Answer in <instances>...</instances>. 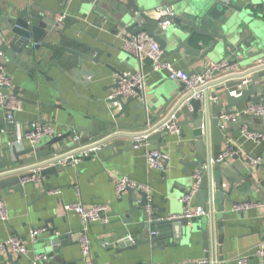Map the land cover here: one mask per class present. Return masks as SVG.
Wrapping results in <instances>:
<instances>
[{
  "label": "water",
  "instance_id": "95a60500",
  "mask_svg": "<svg viewBox=\"0 0 264 264\" xmlns=\"http://www.w3.org/2000/svg\"><path fill=\"white\" fill-rule=\"evenodd\" d=\"M45 1L26 0L21 8L8 9L0 17L2 22L0 53L5 59L3 67L7 68L11 64L26 74L33 72V79L36 82L38 74L47 80L53 79L47 75L46 65H54L74 83H80L82 86H88V88L91 86V79L103 71L102 69L93 70L89 68L88 63L101 64L114 72L116 76L119 75L120 70L102 59L103 55L106 58L110 57V52H104L102 46L104 44L113 46L114 43L106 41L91 31V28L102 30L104 26H107L108 31L113 33L121 29L125 33L124 36L144 31L157 41L159 49L167 56L189 53L201 61H205L207 58H216L215 61L225 59L229 66L237 68L234 74L212 83V85L219 84L213 90L208 92L205 88L203 92L205 94L204 104L209 106V112L212 115L210 120H206V114L202 111L201 99L190 97L191 93L182 96L185 91L182 82H179L175 87L168 83H162L157 89L151 91V98L147 99L146 92H144L133 105L130 103L137 97L121 94L111 96V92L108 93L105 97L106 109L104 112L117 119V122L112 125L115 126V130L96 139L95 137L99 135L84 136L79 141L80 144H90L94 141L92 146L95 148L89 153V157L107 149L111 150L113 155L131 149L134 145L142 143L143 140L139 142L133 140L134 136L142 134H148L147 140L151 144H156L159 148L164 147L166 145L165 139L163 138L162 142H159L158 139L169 131L165 127L157 129L155 124L179 97H181L179 102L181 103L189 96V99L181 104L176 117L177 119L183 117L182 120L177 121V124L180 127L187 125L191 134L188 152L182 153L181 157L184 158L191 154L189 156L191 158L181 159L179 162L182 165L181 172L184 176L181 178L173 176L168 179V183L172 181L174 183L165 193L164 202L170 205L177 200L174 189L180 193V197L189 195L193 183L190 168L194 167L192 174L200 171L201 179L194 192V204L204 207L207 201L211 200L213 206L215 204V213L213 212L211 217L203 216L202 227L197 226L195 229L201 231L204 248L208 247L210 235L213 234L214 236L216 230L218 252L221 254V244L224 238L221 219L225 213V200L232 205L237 203V201L229 198L231 192L244 194L246 202H249L250 198L248 192H241L233 184H228L225 187L224 180L228 181L229 177L224 168L226 165L231 169L233 167L229 165L228 159L222 162L216 161L224 139V132L219 125V116L223 112H236L237 105L242 102L264 104V66H253L264 47V0H77L78 8L76 11L79 14L67 23L59 22L53 18L52 16L57 12H54L48 4H43ZM69 2L71 0H63L62 7L65 8ZM81 6L83 9L79 10ZM158 7L168 8L170 12L154 18L148 15V12L156 10ZM57 14L62 15L63 12ZM90 17L91 19H89ZM163 20H168L169 24L160 30L158 23ZM81 34L88 35L90 39H95L98 45L79 37ZM65 41L75 44L79 49L69 48L65 45ZM43 49L48 50L49 53L47 54ZM57 49L73 54L75 59H67L65 66L62 67L57 58L49 59V56L56 53ZM118 61H120L118 58L113 60L116 64ZM145 61L148 64L151 63L150 60ZM182 61L187 64L186 58H183ZM191 73L194 72H188V74ZM217 73V71L214 72V74ZM117 86L116 78L109 88H112V91ZM72 88H75V85H72ZM232 89H236L240 94L238 96L230 95ZM12 90L22 102L68 110L65 107V100L60 96V88L57 89L59 96L56 100L57 102L61 101V103L53 102L50 104L26 98L24 92L17 85H14ZM208 97H216V100L208 102ZM68 111L71 112V110ZM141 112L143 113V121L137 122ZM130 116L131 120L126 122L124 118ZM250 117L256 116L250 115ZM203 119L209 125L211 133V154L208 152L205 154ZM17 121L18 119L15 117L11 121L5 119V123L9 125H14ZM41 123L46 122L44 120ZM70 123L74 125L73 120ZM108 125V123L105 124V126ZM92 128V124H89L88 129L76 127L75 130L77 132L83 130L93 132ZM142 131L144 132L142 133ZM71 133L72 130L67 129L60 136L43 137L35 146L41 144L52 146L67 138ZM258 133L264 135L263 132ZM15 137L16 135L13 134L12 138ZM77 143V140L71 139L68 145L74 147ZM16 146L14 144L11 147L6 146L0 149V189H3L4 192L10 190L22 192V182H25L24 180L32 175L33 169L38 168V174L42 178L51 173L58 174L65 168L61 164L52 163L56 159L43 160V158H49L52 154L62 150L64 148L62 146L42 151H36L35 146L32 145L22 150H18ZM7 151H9V157ZM26 153H31V155L27 158H20ZM231 157L237 158L236 155ZM166 161L167 159L163 163L165 168L167 167ZM205 163L207 168L203 167ZM176 181L182 184V188H177ZM47 189L45 188V190ZM124 192H127L128 208L123 222L124 224L132 223L131 213L137 210L139 212L138 228L136 232L131 233L126 228L116 234L113 237L114 247L107 250L114 248L116 253H120L146 244L162 248L189 243L194 231L192 225L187 224L182 218H169L172 215L170 208L168 210L167 207H157L148 198V193L141 189L127 187L120 192V195ZM147 205L151 207L150 213L146 209ZM185 205L183 202L184 207ZM214 217L217 219L215 224ZM44 227L45 231L49 232V246L45 247L43 252L37 251L36 254H43L46 257L45 262H42L43 264H68L69 262L64 260L63 248L74 242L70 231L66 229L61 235L55 233L56 228L54 227L49 228L48 225ZM45 240L47 239L43 241ZM7 258L9 264H21L18 263L20 257L13 260L12 255H7ZM30 263L31 259H28L26 264Z\"/></svg>",
  "mask_w": 264,
  "mask_h": 264
},
{
  "label": "crops",
  "instance_id": "0c3cea01",
  "mask_svg": "<svg viewBox=\"0 0 264 264\" xmlns=\"http://www.w3.org/2000/svg\"><path fill=\"white\" fill-rule=\"evenodd\" d=\"M45 1V0H44ZM26 0H0V17L5 14L8 9L21 8ZM63 0H46L54 12H63L67 23L72 18H75L79 13L77 0H71L69 4L63 8ZM159 8V7H158ZM157 8V9H158ZM83 7H79L82 10ZM157 9L148 12L149 16L157 17ZM55 13L52 17L56 18ZM91 19V17L89 18ZM2 22L0 20V27ZM121 30V29H119ZM91 31L104 38L108 42H113V46L104 44L102 46L104 52H110V57L106 58L103 55V60L114 65L118 70H136L141 68L145 74V92L146 98L152 97V92L157 89L162 83L176 86L179 82L168 79L165 71H153L145 60L140 62L137 57L129 54L122 48V40L116 33L110 32L107 26L104 29L98 30L91 28ZM123 32V30H122ZM124 33V32H123ZM79 37L91 41L98 45L95 39H90L88 35L81 34ZM65 45L69 48L79 49L75 44L65 41ZM123 49V50H122ZM264 49V47H263ZM48 54L49 51L43 49ZM162 57L173 63L177 68L185 69L187 72H200L205 62L215 61L216 58H207L205 61L193 57L189 53L165 55L162 51ZM57 58L62 67L65 66L67 59H75L73 54H69L63 50L57 49L56 53L51 54L49 59ZM118 58L120 61L114 63L113 60ZM186 58L187 64L182 59ZM127 60V62H126ZM192 60V61H191ZM127 64V65H126ZM47 66V75L52 80H47L42 75H37V82L34 81L33 72L26 74L23 70L15 68L9 64L6 71L10 74L14 85H17L23 92L26 98L36 100L40 103H61L57 102L56 98L58 90L61 89L60 96L65 100V107L68 110L49 106H36L31 103L22 102L21 110L14 115L18 121L14 125L5 123V111L0 107V149L6 146L16 144L18 150L25 149L30 146L26 139H21L20 143L16 142L18 135L27 130L30 123L33 121L51 123L54 129L59 132L58 136L63 134L67 129H71L72 133L67 137L53 144H41L35 146L36 151L49 150L62 146V150L57 153H62L73 146H69L70 140L75 134L79 136L78 143L84 136L99 135L111 133L115 130L112 126L117 119L111 114L104 112L106 109L105 97L111 92L112 84L116 80V75L101 64L88 63L87 66L93 70L102 69V73L94 76L91 80V86H82L80 83H74L64 73L60 72L54 65ZM130 66V67H129ZM25 69L26 66L23 65ZM75 85V88H72ZM219 84L211 85L208 89L213 90ZM56 89H55V88ZM151 93H150V92ZM138 99L130 103L133 105ZM225 104V103H224ZM247 102H242L237 105V111L241 112L247 106ZM166 111L164 112V114ZM164 116V115H163ZM162 116V117H163ZM210 113V118H211ZM181 116L178 120H182ZM73 120L74 125L70 122ZM130 121L131 116L124 118ZM143 121V113L141 112L137 122ZM4 122V123H3ZM109 124L105 126V124ZM92 124L93 132L83 130L77 132L76 127L88 129V125ZM245 125L251 132L264 133V118L250 117V115H241L236 121L227 122L224 132L222 146L226 142H230L236 148L237 158H228L229 166H225L224 170L228 174V181L224 180L225 187L228 184H233L241 190L248 192L250 205L247 209L241 212L233 211L232 204L229 201L224 202V211L222 215L223 222V242L221 244V254L218 252V242L216 239V258L218 264H238L239 257H245L249 264L257 261L255 248L264 242V208L258 206L257 202L264 201V137L257 140H252L244 137L241 134V127ZM91 129V130H92ZM13 134L16 135L15 138ZM165 139L166 145L160 147L167 151V167L161 170L148 168L145 162V147L144 145L137 148L133 147L126 151H120L117 154H112L111 150H105L102 153L84 157L76 165L65 166L64 170L58 174H49L47 177L38 178L34 181L28 180L22 182V192L10 190L4 192L0 189L1 198L4 200L8 219L0 221V242L4 241L9 235L19 236L27 247L26 253H18L10 248L7 251L0 253V264H9L7 255H12V259L18 263L26 264L28 259L32 258L37 251H44L45 247L49 246V232L45 231L38 235L37 240L31 242L29 231L32 228H39L48 225L49 228H56L57 234L63 235L67 229L70 231L72 244L63 248L64 260L68 264H175L179 262H190L200 258H204L207 254V248H204L201 240V231L195 229L197 226L202 227V217L193 219L190 225L193 226V235L189 243H182L176 246H164L159 248L153 247L150 244L138 246L135 249L124 250L116 253L114 248L113 237L125 230L129 232L137 231L139 220V212L132 211V223L124 224L125 215L127 214V192L119 195L115 192L114 182L118 176L126 175L133 181L144 184L148 187V194L151 201L159 208H170V214L181 213L184 209L183 202L180 200V193L174 189L177 198L172 204L168 205L164 202L165 193L174 181L168 183V179L173 176L181 178L183 173L182 165L179 163L181 159L191 158L189 156L182 158L181 154L188 152L191 134L187 125H182L181 134L176 135L170 132L164 133V136L158 141L162 142ZM155 141V140H154ZM149 146L158 147L156 144ZM212 146V140H211ZM124 148V147H119ZM126 148V147H125ZM9 157V151H7ZM31 153H26L20 158H27ZM53 156V154H52ZM259 157L260 162L254 164L250 158ZM47 159L46 157L43 158ZM174 168V170H172ZM5 170V169H2ZM1 170V171H2ZM194 167L190 168V174ZM237 177L235 178V176ZM178 189L182 188L180 182L175 183ZM45 188H48L45 190ZM231 200L237 202L245 201L246 196L239 192H231L229 195ZM81 202L86 206L96 203H104L107 206L106 213L101 220H96L90 223L88 228V236L90 241L91 253L88 257H83L79 247V233L81 232V221L77 214L66 212L63 209L64 203ZM194 205V197L192 200ZM205 206H208L206 203ZM215 213V204L213 206ZM217 219L214 217V224ZM216 229V228H215ZM202 230V228H201ZM216 236V230H215ZM41 239H47L45 241ZM51 248V247H49Z\"/></svg>",
  "mask_w": 264,
  "mask_h": 264
},
{
  "label": "built area",
  "instance_id": "2783aa9c",
  "mask_svg": "<svg viewBox=\"0 0 264 264\" xmlns=\"http://www.w3.org/2000/svg\"><path fill=\"white\" fill-rule=\"evenodd\" d=\"M170 12L168 8H158L157 16L166 15ZM65 19V14L57 15L56 20L62 22ZM168 20H163L158 23V28L164 29L166 25H168ZM124 32V31H123ZM122 30L116 32V35L121 38L122 48L128 52L129 54L137 57L141 62L142 59L150 60V68L153 71H165L168 79L173 81L182 82L185 87V91L183 93V97L187 93H191L190 97L199 98L202 100V111L206 114V120H210V112L209 106L204 104V91L205 88L208 90L212 83L221 78L234 74L237 70L236 67H231L227 64L225 59L220 61H208L205 62L200 72H194L188 74L185 69L177 68L173 65L172 62L165 60L162 57V50L159 49V44L157 41L142 31L136 34L124 36ZM5 63V59L3 55L0 53V107L5 111V118L8 121H11L14 118V115L17 111L21 110L22 105L21 101L17 98V96L13 93L14 83L10 74L6 71V68L3 67ZM254 67H262L264 66V49L261 55L257 58V60L253 64ZM218 72L214 74V72ZM118 86L114 88L110 95L115 96L116 94H121L123 96H133L140 97L145 92V74L142 69L136 70H124L121 71L119 75L116 76ZM209 92V90H208ZM240 93L236 91V89L230 90V95L238 96ZM189 96L185 98L181 103V97L174 102L169 109L166 111L164 116L155 124L157 129L167 128V130L176 135L181 134V127L177 124L176 113L179 110L181 104L185 103L186 100L189 99ZM211 100H216V97L210 98L208 97V102ZM240 115H255L258 117L264 118V104L260 102H249L241 112H231L225 113L223 112L219 116L220 127L224 130L227 122H234ZM209 123V121H208ZM208 127V131H207ZM203 129V140H204V149L205 154H211L212 146H211V133L209 129V125L203 119L202 124ZM144 131H142L143 133ZM59 132H57L51 123H41L39 121H33L30 123V126L25 130L22 135H18L16 138V142L20 143L21 139H26L30 145L35 146L37 142L40 141L43 137H53L58 136ZM141 134V131H139ZM138 133V134H139ZM241 134L249 139L257 140L261 137H264L263 134L258 132H251L248 128L243 125L241 127ZM148 134L136 135L134 136V141L143 140L140 145H134L135 148L144 145L147 147L145 149L144 157L145 162L148 168L154 170H161L163 168V163L166 159H168V153L165 150H162L159 147L149 146V141L147 140ZM73 140H79V136L75 134L72 138ZM94 141L90 142V144H81L75 145L74 147L62 152L56 153L53 156L44 159V160H52L56 159L52 163H58L63 166L68 165H76L81 159L87 157L89 153L95 148L92 145ZM236 148L230 142H226L221 149L220 154L218 155L216 161L222 162L225 159L231 157L234 153H236ZM254 164L260 162L259 157L250 158ZM204 168H207V164L203 165ZM41 176L38 174V168L33 169V173L30 177L26 178L24 181H34ZM193 183H192V191L189 195H183L180 200L184 202L186 205L181 213L172 214L169 218H182L186 221L187 224H191L194 218L200 216L211 217L214 212L213 203L211 200H208V206L201 205H192V200L194 197V192L196 191L199 181L201 179L200 171H196L192 174ZM127 187L141 189L148 193V187L144 184L137 183L133 181L130 177L126 175L118 176L114 182V189L117 194L120 195V192ZM149 198V194H148ZM150 199V198H149ZM211 201V202H210ZM250 202L242 201L237 202L232 205L233 211L241 212L248 208ZM258 206L264 208V201L255 203ZM63 209L66 212H73L78 215L81 221V232L79 233V247L81 254L83 257H88L91 253L90 250V241L88 236V228L91 222L96 220H101L103 215L106 213L107 206L104 203H96L90 206H86L81 202H72V203H64ZM147 211L151 212V207L147 205ZM214 214V213H213ZM8 219L7 208L4 200L0 197V221H6ZM45 231V227L32 228L29 231L30 241L33 242L37 238V236ZM215 234V233H214ZM209 238V248L207 249L206 256L204 258H200L190 262H179L175 264H218V260L216 258V237L215 235ZM9 248L16 253H26L27 247L23 243L22 239L17 235H9L4 241L0 242V253L9 250ZM257 256V261L252 264H264V242H261L254 251ZM46 257L43 254H34L31 258L30 264H43L45 262ZM238 264H249L245 257H239L237 259Z\"/></svg>",
  "mask_w": 264,
  "mask_h": 264
}]
</instances>
